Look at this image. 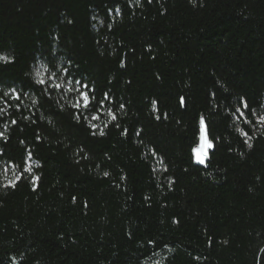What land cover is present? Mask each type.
Here are the masks:
<instances>
[{
  "label": "trees",
  "instance_id": "1",
  "mask_svg": "<svg viewBox=\"0 0 264 264\" xmlns=\"http://www.w3.org/2000/svg\"><path fill=\"white\" fill-rule=\"evenodd\" d=\"M262 115L264 0H0V264H264Z\"/></svg>",
  "mask_w": 264,
  "mask_h": 264
},
{
  "label": "snow or ice",
  "instance_id": "2",
  "mask_svg": "<svg viewBox=\"0 0 264 264\" xmlns=\"http://www.w3.org/2000/svg\"><path fill=\"white\" fill-rule=\"evenodd\" d=\"M41 83H44V81H41ZM77 85H81V88L84 89V91H80V89H75L79 92V99L76 101V103L73 105L74 107H83L84 109H88L92 106V101L94 97L90 94V92H94V89L88 90L87 84H81L79 80L75 82ZM61 85L56 84L55 88H60ZM106 98V97H105ZM16 99L19 100V95L16 96ZM248 106L246 102H243V110L238 108L236 111L239 113V116L244 119L245 123H249L247 116L245 115V111L247 110ZM252 114L255 115V110H252ZM96 118V117H94ZM113 119H115V116H113ZM261 123H264V115L259 117V121ZM203 123V121H202ZM201 141L202 143L193 149V153L195 154L196 162L200 164L205 163L204 157L207 155L206 149L211 148L213 145L212 143L202 134L201 135Z\"/></svg>",
  "mask_w": 264,
  "mask_h": 264
}]
</instances>
